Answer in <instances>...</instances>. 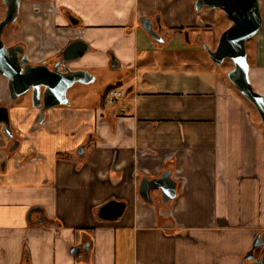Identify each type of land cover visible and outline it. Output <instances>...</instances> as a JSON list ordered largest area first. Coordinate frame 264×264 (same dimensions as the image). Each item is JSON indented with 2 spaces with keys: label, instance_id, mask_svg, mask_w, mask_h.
<instances>
[{
  "label": "crops",
  "instance_id": "obj_1",
  "mask_svg": "<svg viewBox=\"0 0 264 264\" xmlns=\"http://www.w3.org/2000/svg\"><path fill=\"white\" fill-rule=\"evenodd\" d=\"M27 1L29 61L82 39L91 51L72 68L111 84L94 103L73 93L40 127L29 97L11 105L22 144L0 170V264H244L264 231V133L224 71L155 66L158 55L203 52L219 24L215 10L199 13L197 0ZM115 87L126 94L111 103ZM4 101L11 104L0 75ZM9 145L0 128V161ZM167 171L177 198L165 203L156 190L145 202L142 180ZM112 200L126 203L123 217L101 221L99 209ZM82 243L90 252L77 258L72 249Z\"/></svg>",
  "mask_w": 264,
  "mask_h": 264
},
{
  "label": "water",
  "instance_id": "obj_2",
  "mask_svg": "<svg viewBox=\"0 0 264 264\" xmlns=\"http://www.w3.org/2000/svg\"><path fill=\"white\" fill-rule=\"evenodd\" d=\"M4 1L6 4L8 3L7 0ZM16 2V7L12 5L6 20L0 23V74L12 81L15 78L19 80L17 83L20 88L19 91L10 84L12 100L17 101L24 96L26 97L32 91V107L41 109L43 115L54 108L69 106L68 91L71 88L76 84L90 85L96 81V77L89 72L72 70L70 67L89 53L91 47L82 39L72 40L62 49L63 58L60 62L64 66L59 67L60 63H58L53 68L42 65L35 69L27 67L23 71L21 67L28 65L27 56H23L22 63L9 61L8 49L1 38L3 30L15 22L14 18L19 13L17 11L20 9V0ZM204 8L221 10L232 22V25L222 33L216 50L210 49L206 44L203 46L204 50L208 52L212 62L217 66H222L227 60L233 63L234 68L228 72L229 81L247 101L254 105L264 124V94L256 92L253 88L247 52V42L254 39L263 27L262 0H197L196 10L200 12ZM70 20L74 22L73 17H70ZM140 23L142 29L150 37L158 42L164 41L151 20L141 18ZM73 24L77 26L79 22L75 21ZM37 98L39 99L38 103L36 102ZM0 114H2L0 124L6 125L7 133L11 130L9 107L1 108ZM46 119L44 116L42 123ZM83 149V147L79 149L81 156ZM177 187V182L172 178V171H167L158 179L144 178L139 193L145 202L152 204V193L156 190L160 191L163 201L168 203L177 198ZM125 210L126 203L112 200L99 209L98 218L104 222H115L123 217ZM259 248L262 251L257 258L255 252ZM89 252L90 245L84 243L72 249V254L77 258L89 254ZM244 259L250 264H264V231L258 236L252 250Z\"/></svg>",
  "mask_w": 264,
  "mask_h": 264
},
{
  "label": "rangeland",
  "instance_id": "obj_3",
  "mask_svg": "<svg viewBox=\"0 0 264 264\" xmlns=\"http://www.w3.org/2000/svg\"><path fill=\"white\" fill-rule=\"evenodd\" d=\"M0 3H1V0H0ZM206 9H208V8L202 9L199 13L203 12ZM215 12H216V16H217V21L219 23V24H217V27L215 29L216 31H214L216 33H215L214 37H212L211 40H210V38H207V37L205 38L206 39L205 40L206 45L212 50H215L219 44V40H220L219 35L221 33H223L225 30H227L232 25L231 20H229L221 10H215ZM262 16L264 19V0H262ZM262 29L264 30V25H263ZM261 33H260V35H258L256 40H249L247 42V52L250 55L248 57V60L250 58L251 62L253 63V66H255V67L251 68L253 70V72H251V70H250V79H251L253 88L256 92L258 89L261 91V93L264 94V65H262V64H264L263 63L264 61L262 60L261 62H259L260 60H258V52L260 50H263L262 47H263V43H264V31L263 32L261 31ZM209 34H211V33H209ZM158 56L159 57L157 58V62H155V66H158V67H167V66H172V65L173 66L178 65L179 67H188V68H196V67L211 68V67H214L212 62H211L212 60H211V58H210V56L206 50H204L200 54H197L194 56L190 55V57L189 56L188 57L183 56L181 58H178L177 60H174V58L169 59L168 57H166L164 55H162V56L158 55ZM256 57H257V62H256ZM262 57L264 58V55H262ZM161 59H163V60L161 61ZM232 64L233 63L231 61L227 60V61H225V63L222 66H218L219 67L218 69L221 72L222 71L225 72L226 70L229 71L230 69L232 70L233 69V68H231ZM233 67H234V65H233ZM110 84H111V81H107V82L103 83L101 77H99V78L96 77V81L92 85L84 86V85L76 84L75 85L76 87H74L73 91L68 93V98L70 99L72 97L73 93L79 92L85 97H86L85 94H89L87 99H85L83 97L86 104L94 103L95 100L100 101V99H102V97L105 96L106 88ZM236 91L239 93L240 96H242L237 89H236ZM243 101L245 103V106L247 107V110L249 111V114H250L253 122L257 123L261 128L260 131L262 133H264V126L261 122V117L258 114L256 108L249 101H247L245 99ZM257 258H259V256H257Z\"/></svg>",
  "mask_w": 264,
  "mask_h": 264
},
{
  "label": "flooded vegetation",
  "instance_id": "obj_4",
  "mask_svg": "<svg viewBox=\"0 0 264 264\" xmlns=\"http://www.w3.org/2000/svg\"><path fill=\"white\" fill-rule=\"evenodd\" d=\"M14 1V3H13ZM17 0H7V4L5 3L4 0H1L0 3V23H2L3 21L6 20L7 16H8V12L10 11V7L13 5L14 7H16V2ZM28 2L27 0H20V9L17 16H15V22H13L11 25H9L8 27H6L1 35L2 41L5 44L6 48L8 49V59L11 62H17L20 61L22 63V58L23 56H27V47L24 44V41L22 39V31H21V19H22V10H23V6L24 3ZM72 41V40H70ZM70 41L68 42V44L70 43ZM67 44V45H68ZM67 45L65 46H61V50L59 52V54L52 59L46 60L42 63H35V62H31L29 61V58L27 56V61H28V65H24L21 68L23 69V71L26 70L27 67H31V68H37V67H41L42 65H48L50 68H53L54 66H56V64L60 63V66H64L63 63H61L60 61H62L63 56L61 55L62 53V49L65 48ZM216 50V49H215ZM113 63H116V58H113ZM72 70H75L74 68H72V65H70ZM234 68V67H233ZM33 70V69H31ZM1 76H3L2 74H0ZM4 78H6L7 83H8V96H9V100L10 103L7 102H1L0 103V109L3 107H9V114H10V129L7 133H6V125L5 124H0V128L1 131L3 133V135L10 141V145L8 147V149L3 150V154H6L5 159H3L2 161H0V170L4 169V167L6 166L7 163V159L9 157H11L12 155H15V153L19 150V148L21 147L22 144V139H21V135L19 130L16 128V126L14 125V121L12 118V106L11 105H15L21 102V100L24 97L18 99L17 101H13V97H12V93L10 91V87L14 86V88L19 91V86H18V82L19 80L17 78H15V80H10L7 77L3 76ZM11 84V86H10ZM26 97L30 98V101L32 99V91H30ZM36 102H39V99L37 98ZM33 108V107H32ZM34 109V108H33ZM36 111H38L36 120L34 122V127H40L42 124V118H44V116L46 118L49 119V112H47L45 115H43L41 113V109H35ZM0 118H2V114H0ZM262 122V120H261ZM263 124V122H262ZM264 126V124H263Z\"/></svg>",
  "mask_w": 264,
  "mask_h": 264
},
{
  "label": "trees",
  "instance_id": "obj_5",
  "mask_svg": "<svg viewBox=\"0 0 264 264\" xmlns=\"http://www.w3.org/2000/svg\"><path fill=\"white\" fill-rule=\"evenodd\" d=\"M231 24H232V22H231ZM173 33H175V34H181L182 33V30H179V29H176V30H174V32ZM222 34V33H221ZM221 34L219 35V39H220V36H221ZM252 40H255V38L254 39H252ZM250 55H249V53H248V57H249ZM249 63H250V67L252 68V67H255V66H253V63L251 62V59L249 58ZM212 62V61H211ZM212 64H213V66L215 67V68H219L218 66H216L213 62H212ZM231 68H233V64H232V67ZM231 70V69H230ZM229 70V71H230ZM229 71H225V72H223V74H224V78L227 80V81H229V79H228V72ZM119 87H115V88H110L109 90H108V92H107V95H108V93L111 91V90H113V89H118ZM243 97V96H242ZM244 98V97H243ZM245 99V98H244ZM246 100V99H245ZM58 157L59 158H64V157H70L69 155H65V154H58ZM244 264H250V262H246V261H244Z\"/></svg>",
  "mask_w": 264,
  "mask_h": 264
},
{
  "label": "built area",
  "instance_id": "obj_6",
  "mask_svg": "<svg viewBox=\"0 0 264 264\" xmlns=\"http://www.w3.org/2000/svg\"><path fill=\"white\" fill-rule=\"evenodd\" d=\"M125 90L122 89H113L108 93V100L111 103H117L118 101L122 100L125 96Z\"/></svg>",
  "mask_w": 264,
  "mask_h": 264
}]
</instances>
